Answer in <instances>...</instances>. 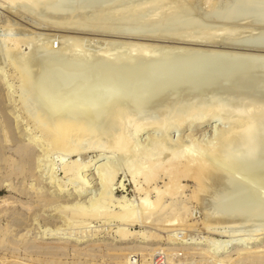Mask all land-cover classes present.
Segmentation results:
<instances>
[{"label": "rangeland", "instance_id": "obj_1", "mask_svg": "<svg viewBox=\"0 0 264 264\" xmlns=\"http://www.w3.org/2000/svg\"><path fill=\"white\" fill-rule=\"evenodd\" d=\"M12 1H13V3H12ZM21 1H24V2H21ZM39 1H40V3H39ZM125 1H126V4L124 3ZM125 1H118V2L114 3L113 6H115V10H116V8L122 10V8L123 9H127V8L133 9V8L137 7L138 9L143 8L147 11V9L150 10L153 7L155 8L156 5L158 4V3H156L157 1H155V0L154 1L149 0L150 3H148V0H129V2H131V3H129L127 0H125ZM253 1L254 0H208V1L207 0H190V1L189 0H173V1L164 0L161 2L164 3L163 4L164 6L162 9L165 10V15H164V11L162 9L161 10L158 9L157 12H156V8H155V10L151 9L150 11H147L149 13L148 17H150V15L151 16L154 15L153 17H155V18L157 17V19H158V17H159V19L162 18L163 24L161 23L162 21H160L161 25L160 24H158L157 26L155 25L156 27L153 25H149V26L150 27L152 26L151 30L156 28L154 30H157L158 32L162 33V32H164V30L169 31V29H170V31H171V29L173 30V29L177 28L180 25V22L183 21L184 18H185L184 20L192 18V19H197V20H201L204 22L206 21L207 23L206 22L205 23L207 26L204 29H206L207 32L208 31L209 32H220L222 30V27L226 26L224 24L228 25V21H236L242 25L250 22L249 23L250 25L249 24L248 25L246 24V25L251 26V24H252V26L254 28L252 26L247 27L246 25L244 27V25H243V28L240 27L242 29L241 30L242 32H240L241 34H240L239 38L243 41L245 38V40L248 41L247 38H249V36H250V37H252V38H249L250 42L256 43V40L258 39L257 43H260V42L263 43L262 41L264 40V25H261L260 22H258L257 20H252L254 18L253 17L254 15H252V13H248L251 15L250 16L247 14V11H246V9L248 10V8L251 6L250 3H252ZM260 1L264 2V0H260ZM35 2H37L38 4L36 5ZM43 2H45V4H42ZM51 2H53V1L52 0H45V1L44 0H38V1L34 0V3H33V0H19V2L17 0H11V1L10 0H0V259H1L0 264H12V262L14 260H16V259H13L14 257L12 259H11V257H9V259H7L6 261L2 260L3 256L8 257V256H11L12 254H17L20 257V259L17 258V261H21V262H26L30 259L31 260L42 259L44 261H50V262L51 261H58L59 263L62 262V264H140L138 262V260L140 261L142 255L146 254V253H148L150 258L152 259L150 264H215L214 259H212V260L210 259L209 261H207L206 259H204L203 254L198 253V250H197V252L195 251V249L192 250L193 247L200 246L199 244H189V243H178L177 244V243L168 242L169 239L181 240V239H185V238L187 239V237H190V236L193 237L194 240L195 239L196 240H206V237L209 236V238L211 240L209 242V246H210V244L212 245L214 243L215 244L218 243L220 245L223 243L225 244V242H226V244H227V241L229 240L228 237L230 236L231 243H229V244L231 245L235 242H237V243L234 244V247L230 248L229 250H227L226 252L221 254V256L228 255V254L231 256H234V257L236 255H241V256L245 255L246 256V255H248V253H251V252H253V253H260L261 252L262 254H264V205H260V204L257 205L256 200L254 198L245 204L247 206V209L241 212L242 215L235 217L233 222H230L231 223L230 225H229V223H226V222L223 223V221L221 222L222 223L221 224V223H219L220 220L218 222V220H216V218H215L216 221L214 220L215 225H214V223L212 225V222H214V221H212L211 223L208 222V220L210 218L208 219L205 216V214L207 212L206 213H203V212H205L206 209L209 210L208 212H211V213L215 212L214 208L212 207L211 204H212V201H214V199L216 198V195H214L213 193H210V192L209 193L206 192L205 195H207V197L209 196L210 199L207 198V201H205V204L202 201L199 204L198 200L193 201L194 199H190V195L194 189V181L184 180L182 182V184H184L183 187L180 189V192L175 196L176 206H180V207L185 206V207H188L191 211L189 213H185V214L181 215L180 218H181V220H183L184 225L178 226V228H179L178 230H175L172 228L174 232L171 229H168V228L162 226V224L164 222H166L167 219L170 220V219H174L177 217L173 213H167V214H158L157 213V214H154L150 218V220L152 221L151 223H144L143 214L141 212L142 209L140 206L141 197L139 195L135 194L134 189H135L136 183H138L140 186L144 187V184L142 182L143 180H142L141 174H140V169L142 167L147 168V163L146 164L140 163L139 166H136V165L132 164V158H127L126 154L124 157V154H120V152L112 153V151H113L112 143H113V139H114L113 137H115V136H113V134L116 135V132L118 133V131L116 129L117 128L119 129V126L122 127L121 125L124 126L126 124L125 127L127 128V131L130 134L134 131V125L133 124L136 123L135 122L136 119L140 118L139 121L140 120L141 121H143V120L149 121V119H151V121H156V119H158V118L160 119V117H161L159 114L160 112L159 111H158L159 113L156 112V110H154L153 107L157 106V105H158L157 107H159L163 103H165V101L167 99L170 100V98H171V100H172L173 98L180 96L181 93H182L181 96H183V94H184V96L187 95L186 90L190 91L191 89H194V91L196 90L198 92L199 89L196 87H199L201 89V91H202V89H205V90L208 89L211 93H213L215 91L217 92V89L213 90L214 86L212 85L213 84L212 81H216L217 79L220 80L219 77H221V76L212 77V79H211V76L209 77V80H211L210 86H212L213 88H211L209 85H207L205 83V76L208 77L206 75V73L200 74L197 72H194V73L190 74L189 76H188V74H185V75L183 74L184 76L182 74L180 76H176L180 80H182L183 79L182 77H184V84L185 85L183 84V81L177 80L176 77L172 78V80L175 79L174 80L175 82H172V80L166 81V83L163 82L165 84H163V83L157 84V82L156 83L153 82L154 87L153 86L152 87L155 89L156 92L154 91L153 88H151V86H150L151 83H150V85H148L149 83L142 84L143 86L140 85L141 86L140 88L143 87V89H144L145 86H147L146 89L140 91L139 90L140 88H137V90H139V91L133 92L134 94L133 93L128 94V96L131 98L133 96V98H132L133 101H137V102H140V104H142L141 102L145 98L146 99L148 98L147 100L143 101L147 104H143V105L149 106V103L151 104L152 102H155L154 100L157 101L159 97L161 98V96L167 95V98L162 97L165 101L164 100L162 101V98L161 99L159 98L160 100H158V101H162L161 102L162 104L161 103L158 104L159 102L151 104L153 111H152V109H150L151 107H149V110L147 109V107H146V109L144 108L145 111H147L146 113L143 109L144 106L141 105V107H142L141 113L139 116H135L136 118L134 117L135 118L134 121H133V117H130L129 120L127 119L129 121V123L126 119H125L126 120L125 123L123 122L124 119H123V121H120L117 124L115 122V125L117 127L114 130H112V129L107 130V129H105V125H104L102 127V130L105 129V131L101 130V132L96 136H95V134H97V130L99 132L101 129L100 126L102 125L101 124L102 120L105 119V121L106 120L110 121L112 119H106V118L103 119L102 118V120H99L98 124H97L98 121L96 123L92 122V124H91L92 126L90 125L91 128H88V127H90L88 125L91 122L87 123V128H88V131L90 130V133H92L94 131L93 129H95V128H97V129H95V133L93 132L94 134L93 133H92V135L90 134L91 137L89 135V132H87L88 133L87 135L89 136V137L87 136L88 139L85 138L86 134L83 135L84 137L80 138V141H83V142H81L82 143L81 149H83L82 151L79 149L80 148L79 147L80 146L79 138H76V137H75L76 139L73 137L72 141H73V143L75 141V145H74L75 149L77 148V146L79 148H77L74 153H71V155L66 153V152L63 153V151H60V150L58 151V149H53L48 145L46 137L44 136L45 134L42 131L43 130V126H42L43 120H41V118L38 117V113H36V112H38V107H39V104L41 103V100L39 101L38 99L37 100L35 99L36 98L35 96H38L37 93L35 92V88L33 89V93L31 91V89L25 90L26 88H28L27 86H26V88L24 87V89H23V86H24L23 83L24 82L19 77L20 74H19L18 70H19V67L21 68L23 66L22 68H24V63L28 62V65L27 64L26 65L28 66V70L30 72V69H29L30 64L29 63H31L30 60H32V63L34 61V63L35 64L37 63V65H35V68L34 67L31 68V72H32V70L37 69V73L35 75H37V77H38V73H39L38 70H40L39 65L40 66L42 65V63L40 64L39 62L43 61V64H44V62L46 64V63H48L49 58L52 59L53 57H55L56 53H59V55H60L61 51L63 52L62 54H65V52H68L69 50L67 49L66 44L67 45L69 44L68 46H71L77 38H82L83 34H80V32H81L80 30L84 29V27H83V29L81 26L79 27L78 22L76 21V20H78L77 18L82 19L81 13H80L79 17H78L79 13H75L76 15L74 14V16H72V18L62 16L61 14H58V12L52 11L49 8V5H47L48 7L46 6V8H45V6H43L46 4H51ZM119 2L120 3L122 2L121 5L119 4ZM136 2H138V3H136ZM145 2H147V3L145 4ZM55 3L57 4V0H54V3H52V4L55 5ZM139 3H141V4H139ZM178 3L179 4H183V3L185 4L186 3V6L190 7L189 10H188V8H185L188 10L187 13L179 15V17H178V15H175L176 10H174V9H178L176 7ZM143 4H145V5H143ZM207 4H208V6H207ZM132 5H133V7H132ZM118 6H119V8H118ZM236 6H239V7H241L242 10H244L243 15H241L244 17L237 18L235 20H230L228 13L231 10H233V8ZM168 7H170V8H168ZM171 7H173V8H171ZM48 8L50 9V12H48L49 11V10H47ZM113 9L114 8H111V11H112L111 13L109 12L110 10H107V12L106 11L102 12L103 18H98L99 14H101V12H100L101 10L100 11L97 9L92 10L91 13L90 12L88 13L87 19H85L83 21L81 20V22H84V23H81V24H84L82 26H85V28H86V29H84L83 32H87L86 36L84 34L83 39H85L86 42L88 40L89 41L87 43H82L83 44L82 46H84L83 47L84 51L88 48L87 51H85L86 54H84V51L81 52L80 51L81 49L78 50V52L83 53L84 55H87V57H88L89 54L91 53V51L96 50L94 52V54L91 53V56H93V55H95V53L96 54L98 53V49H100V48L102 50L106 48L107 50L111 51L112 48H115L116 45H119L118 42H120V41L123 42L126 39H128L127 37L124 36V34L122 36V33L119 32V31H121L120 29H122L119 27L120 26L124 27L125 25L123 26V25L118 24V21L116 20L117 15L115 13V10H114L115 14H113ZM168 9H169V11H168ZM172 9L175 11L174 17L172 16V14L174 13ZM191 9H192V12H191ZM210 9H213V10L210 11ZM160 12L162 13V15ZM169 12L171 13L170 16H168ZM193 12H195L196 14L195 13L193 14ZM198 14L200 17L198 16ZM89 15H92L93 17L92 16L89 17ZM183 15H184V17H183ZM59 16H60V18H59ZM95 16H97L96 17V23H95ZM112 16L115 18H113ZM166 16H167V18H166ZM187 16H188V18H186ZM189 16H190V18H189ZM74 17L76 19H74ZM109 17L111 19L113 18L112 21H111V19H109ZM168 17H170L171 21L167 20ZM176 17H177V19H176ZM65 18H66V21L68 20V18H69V20H71L70 24L72 26H70V24H68V23H65ZM88 18H89V22L91 20L90 23L88 22ZM58 19H59V21H58ZM98 19H100V21L101 20L102 21L100 22ZM214 19H216V21ZM53 20H55V22ZM72 21H75L76 23L73 24L74 22H72ZM106 21L108 22V24ZM114 21H116V23ZM220 21H221L222 25H221V23H219ZM57 22H59L60 24H57ZM62 22H63V24L61 25ZM113 22H114V24L112 25ZM145 22H147V21H145ZM169 22L170 23L174 22L173 24H175V25L171 24L172 27H170L171 25H169L170 24ZM210 22H211V25H210ZM254 22H256V23H254ZM257 22H258V24H257ZM76 24H77V26H76ZM115 24H116V26H115ZM208 25H209V27H208ZM132 26L128 25V26H125L124 28L131 27V28H129L131 30V29H133ZM141 26H143V27H141ZM141 26H140L141 28H138V30H144V29L147 30L148 29L145 27L146 26L145 24H142ZM149 26H147V27H149ZM256 26L258 27V29L256 28ZM259 26H260V28H259ZM77 27H79V28H77ZM107 27L108 28L111 27V28L108 29ZM65 28H67L68 30H66ZM71 28L72 29L77 28V30L75 29L76 32L74 30H72ZM106 28L108 30H110V32H111V30H113L115 32L113 33V31H112V35H111L109 31L107 32ZM197 30L200 31L202 29H200V30L197 29ZM78 31H80V32H78ZM118 32H119V34H117ZM245 32L247 33L248 36L246 35ZM90 33H92L94 35H92ZM106 33L109 35H107ZM249 33H251V35ZM63 34H64V36H63ZM51 35H52V37H51ZM87 35H90L91 37L90 36L88 37ZM70 36H71V38H70ZM246 36H247V38H246ZM67 37H69V38L67 39ZM73 38H75V39H73ZM214 38L216 39L217 43H218L219 39H221V38H219V36L217 37V38H219L218 40H217L216 36H214ZM70 39L72 42L70 41ZM72 39L74 40V42ZM83 39L81 40V42H85V41H83ZM162 39H165V38H162ZM211 39L213 40V38H211ZM108 40H110V41H108ZM18 41H20V42L18 43ZM62 41H64V42H62ZM67 41H68V43H66ZM176 41L177 40L174 41V39L173 40L171 39L169 41L166 40V42H162V43H164L163 45L167 44L166 48H168V49L165 48L166 50L165 49H163V50L165 52H170L169 50H172L173 48H175L177 46L175 48V50L178 47H180L181 51L183 52L182 46H185V47H183V49L188 47V44L182 45L183 44L182 42L180 43L178 41L180 43L179 44L178 42L176 43ZM216 41H214V42L216 43ZM220 41H219L218 45L217 44H215V45H217V46L221 45ZM69 42L71 43V45ZM107 42H108V45H107ZM113 42L115 43V46L111 48V46H113V44H114ZM174 42H175V45H174ZM214 42H211V40H210L208 43L207 42L206 43L208 45H214ZM109 43L111 44V46L109 45ZM86 44H87V47L85 46ZM58 45L61 49L64 48V50L65 49L66 50L65 51L61 50L59 52L58 50L60 48L58 47ZM62 45H64V46H62ZM97 45H99L100 48ZM45 46H48V47H45ZM92 46H94V47H92ZM106 46H108L110 49H108V47H106ZM77 47H79V46H77ZM120 47L117 46L115 48V50L117 49L116 50L117 53L118 52L120 53V54L118 53V55H122L121 53L124 54V52L126 51V48L124 47L125 51L122 52L121 49H118ZM169 47H171V49H169ZM189 47H191V45ZM198 47H201V46H198ZM79 48H77V49H79ZM124 48H123V50H124ZM92 49H95V50H92ZM106 49L103 50L104 52L101 51L102 52L101 55H100V51H99V55L100 56H102V54L107 55L108 52ZM38 50H40V51H38ZM156 50H157V48H156ZM158 50H160V49L158 48ZM175 50H174V52L176 53L178 50L177 51H175ZM110 51H109V53H113V54L116 53V51H114V50H112L111 52ZM153 52H156V51L153 50L151 52V54H154L156 56L158 55L157 53H159V52H156V53H153ZM161 52H163V51L160 50V53ZM172 52H173V50H172ZM51 53L52 54L54 53V54L51 55ZM117 53L115 54V56L112 54V56L116 57ZM125 53L128 54V51H126ZM177 53H179V51ZM253 53L261 54L263 52L262 51L261 52L255 51ZM32 54H34V55H32ZM30 55H31V57H30ZM41 55H43V56L49 55V56L47 57L48 59L46 58L47 60H45L44 58H42L44 60H40V58H39V61H38V58H37L38 62H36V60L32 59V58L38 57V56L41 57ZM59 57H61V56H57V58H59ZM22 62H23V65L21 66ZM262 62L263 61H260V65ZM32 63H31V66H32ZM139 63L141 64L140 61H139ZM139 63H138V65H139ZM262 65H264V63H262ZM27 66H25V68ZM35 71H33V73H35ZM263 71L260 72L262 77L260 76L259 73H257L258 76L255 74V76L257 78L253 74H251V76L247 80L249 82V85H250V83H252V81L254 82L253 86L254 87L256 86L255 90H256V93L258 94V96L256 93L254 94L252 92V89H253L252 87H251V91L249 90L250 88L247 89L245 87V89H246L245 90L243 87V89H244L243 92H245L247 90L250 91L246 94L241 93V92L235 93V91L233 92V90H234V88L232 89L233 85L228 87L229 82H227V83H225V82L230 81L231 84H236V83H238V81L232 82L235 78L230 77L229 78L230 80H229L228 79L229 76H227L225 78H227L228 80L227 79L225 80L224 77H221V79L223 78L222 79L223 81L225 80V82H222V83L228 84L227 86L221 87L224 84L220 83V88H219L218 87L219 84H214V85L216 86V88L218 87V89H220V90H222V88H223V90H224V88H226V89H228V91L230 93L232 92V94H230L228 92L230 94V96H229V98H226L225 96L228 93H226V95H224L223 93H221L222 92L221 91L220 93L223 95V96H221L220 93L218 94V92L217 93L215 92L214 93L215 95L212 96L211 93L209 92L210 94L209 93L208 94L210 95L209 97H210L211 101L214 102L216 100L215 102H217V103H215V102L214 103L212 102V103L214 105L217 104V108H220V106H223L224 109L227 107L231 109L234 107L230 103L228 104L227 100L229 101V99H230V97H232V95L236 94L235 95L236 97L233 96L234 98L238 99V97H239V98H242L243 100H245L244 98L247 99L246 95H248L250 93V95L253 96L252 97L253 99L255 98V99L259 100L258 98L261 95L259 93H261V91H262L263 93H262L261 98L264 97L263 96L264 90H260V89L257 90V88L259 87V82L257 83L258 86L255 83L256 81L260 80L258 78L259 76L261 78V81L263 80V77H264ZM33 73H32V75H33ZM35 75H33L32 77L36 78ZM192 75L194 77H191ZM195 75H197L199 77V79ZM32 77L30 74L31 79H32ZM253 77H255L256 79ZM64 78H68V77L64 75ZM199 80H201L203 82L200 83ZM206 80L208 81V78ZM31 81H33V79ZM31 81H30V83L32 84ZM36 81L38 82V78ZM179 81L182 83H177ZM192 81L196 82V84H193L194 82L192 83ZM247 81L245 82V85L248 83ZM186 82H187V85H188V83L189 84L192 83L193 86H196V87H193V86L191 87L190 85L186 86ZM262 82L264 83V81H262ZM79 83L76 82L75 84H79ZM88 83L89 82H87L86 84H88ZM99 83H100V80L97 79L92 84H95V85L100 87ZM175 83H177V84H175ZM203 83H205L204 86H206L207 88L203 87V85L202 86L200 85L201 87L197 86L198 84H203ZM242 83L243 82H239V85L244 84V83L243 84ZM263 83H260L262 87H263ZM34 84H35V81L31 86H34ZM70 84L71 83H69V85L67 84L68 88H67V85L65 87L64 86H62V87L64 88V90H68L69 88L72 90V88H74L75 84L74 83H73V85L72 84L70 85ZM155 85H156V87H157V85H159L160 88L162 87L161 92H159L160 88H158L159 90L156 89ZM31 86L29 88H31ZM97 86H95V87L93 86L98 91V92H96V93H98L96 95H102V93H104L103 96H101L102 99L100 96H96V99H98V97H99V99L97 100V103H98V105H99V102L101 103L100 108H103V107L105 108L104 104L106 105V101H108V97L109 98L111 97V98L109 99L110 102L109 101L107 102V105H108V103L109 104L110 103H113V104L117 103L116 101L119 100L118 90L117 91L115 89L113 90V89H111L110 86L107 87V85L101 84L102 89L105 86L106 88L104 87V89L108 91L109 96H106V94H107L106 91L104 89L102 91L101 87H100V89L96 88ZM183 86H184V88H183ZM236 86H237V84L235 85V87ZM187 87L189 90L187 89ZM247 87H249V86H247ZM148 88L152 91H150ZM163 88H164V90H163ZM176 88H177V90H176ZM185 88H186V90H185ZM95 89H92V93L90 92L88 94V92H87L86 103H84L85 98H86L85 94H84V95H82L83 99H81L82 97H80V98L77 97L75 102L77 100L79 102L78 103L76 102V105H72V106H68V107L69 108L73 107V109L76 108V110H77V109H80V107L83 108L87 104L92 105L91 100H93V97L95 96V94H94V92L96 91ZM229 89H232V90H229ZM263 89H264V87H263ZM109 90H110V92H109ZM146 90H148L149 92L147 91L146 95H145ZM184 90H185V93H183ZM205 90H203L204 93L206 92ZM238 90H240V89L237 88V91ZM89 91H91V89ZM100 91H102V93ZM114 91H116L118 93H116ZM177 91L179 92L178 93L179 95H177L175 93ZM111 92H112V94H111ZM167 92L169 93V96H168ZM142 93H144V94H142ZM148 93H149V95H148ZM170 93H172V94L170 95ZM204 93H203V95H204ZM131 94H132V96H131ZM135 94L136 95L138 94V96L141 95L142 97H144V96L145 97L142 100L141 96L136 97ZM160 94H161V96H160ZM173 94H174V97H173ZM88 95H91V96H88ZM115 95H117L118 99L116 98ZM205 95H207V93ZM240 95H242V97H240ZM255 95L258 98H256ZM105 96H106L107 100H106V98H104ZM119 96H121V95L119 94ZM58 97H60V96L58 95L57 98ZM149 97H151L152 99ZM222 97L226 98V99L224 100ZM227 97H228V95H227ZM89 98H90V101L88 100ZM134 98L135 99L137 98V99L134 100ZM203 98H205V97L203 96ZM220 98H222V100ZM26 99L27 100L29 99L30 101L29 100L27 101ZM80 99H81V101H80ZM94 99H95V97H94ZM103 99L105 102L103 101ZM205 99H208V98H205ZM217 99H219V101ZM148 100H150L151 102L150 101L148 102ZM174 100H176V99H173L172 101H174ZM248 100H250V98L247 99V102H248ZM34 101H35V103H34ZM87 101H89V102H87ZM172 101H171V103H172ZM222 101H223V103H222ZM224 101L226 104L224 103ZM36 102H37V105H36ZM71 102H72V104H74V101H71ZM90 102H91V104H90ZM197 102H199V101L197 100ZM263 102H264V100H263ZM82 103H84V104H82ZM94 103H95V105L97 104L96 100ZM244 103H246V102H244ZM77 104H79L80 107H77ZM224 104L226 107L224 106ZM259 104H261V102ZM263 104L264 103H262L260 105V107L263 106ZM31 105H33V106L31 107ZM34 106H35V110L33 108ZM101 106H103V107H101ZM212 107H214V106H212ZM212 107H209V110H210L209 112H212V110H214V108L212 109ZM36 108H37V110H36ZM241 108H245V106H242ZM261 108H264V106ZM155 109H157V108H155ZM70 110H72V109H70ZM228 110H226V111H228ZM256 111H258V109H256ZM153 112H154V114L152 115ZM148 113L151 115H149ZM147 114L149 115V117ZM258 114H260V112ZM141 115L143 118H141ZM221 115H224V114H221ZM221 115H219L218 117H216L217 115H212V117L210 119L202 122L200 127L187 128L183 131L174 130V131H171L167 134H169L170 138H173L177 142L181 141L184 143V145L186 144L185 147L190 149L192 152L200 153V155L202 157L205 156V158L207 156L208 159L210 157L209 160H211V161L215 160L214 161L215 163H217L216 162V160H217L218 164L220 163L219 166L221 168L222 167L225 168L224 170L227 171L228 173L233 172L231 174H234L236 176V178L239 177V180L248 184V186H250V188L253 190L254 193H256L254 190H257L258 192L261 191L262 192L261 194H263L264 193V187L261 184H259V182L264 180V165L263 166L261 165L262 163H264V150L262 152H260L259 154H257L258 155L256 157L257 163L249 162L247 160V161H241L240 163L237 162V163L233 164V162H231V159L227 156L226 151L234 153L235 150H237L238 148L240 149L242 147V145H239V143H241V141H239V140L235 139V137H233V135H237L236 133H238V130H240L242 127H240L239 125L237 126V124H240L239 123L240 121H239V118H237L236 116H234V117L228 116V117L232 118V120L230 118H229L230 120H227L228 117L226 118L225 117L226 115H224V117L226 119V120H224L223 119L224 117ZM150 116L153 118H151ZM203 117H204V115H203ZM161 119H162V117H161ZM224 121H226V122H224ZM121 122H122V124H121ZM256 125H257V123L255 124V126ZM114 126H111V127L113 128ZM233 126H235V127H233ZM129 127H130V129H129ZM109 128H110V126H109ZM150 128H149L150 130L143 129L142 131H140L138 133L139 136L138 135L136 136L137 144H139V146L137 147L139 149V153L143 152L144 149L149 148L151 146V144H153L155 142V140L157 139V137H156V139L154 138L155 136H162L163 135L159 129L155 128L153 130L154 126H150ZM222 129H224V130L227 129V130L231 131L230 132L231 134L229 133L230 134L229 137L220 138V131H222ZM106 131H109L107 134L108 136L106 135V133H104ZM232 131L234 132V134L232 133ZM111 132L112 133L114 132V133L112 134ZM254 134L258 136V134H256V133H254ZM254 134L252 135V141H253V138L256 137V136L253 137ZM103 136H104V138H103ZM149 136H150V139H149ZM152 136H153V139L151 138ZM193 137H194V139H193ZM137 138H138V140H137ZM258 138H257V142H256V140H254V144L256 146H262L263 143H262L261 137L259 136ZM262 139L264 142V137ZM45 140H46V142H45ZM77 140H78V144H77ZM93 143H95V144L93 145ZM101 143H102V145H101ZM21 146L22 147H28V148L32 149V158H31L30 162L29 161H22V159L20 158V154H19L18 150ZM84 147H85V149H84ZM108 147L110 150L108 149ZM209 147H214V150L213 149L210 150ZM235 147L237 149H235L233 151V148H235ZM94 148H96L97 151ZM99 148L102 149L103 152L101 150H99ZM216 149H218V150H216ZM17 151H18V153H16ZM169 151H170L169 149L164 150V152L168 153V154L165 156V153L163 152V154H161L162 160L167 159V157L170 155ZM245 151L248 152V150H246V149H245ZM77 152H78V154H77ZM132 152H133V150H132ZM127 154L129 155L130 153L128 152ZM163 157H165V158H163ZM140 158H142V160H143L144 156H141ZM77 159H78V162H80L81 164H85V163L87 164L86 169L79 170V171L74 170V172L73 171L66 172V174H65L63 166H65V164L66 165L71 164L74 161H77ZM110 166L113 170H111ZM103 170H104V172L107 170L106 173H108L109 171H114L117 174V177L114 180V182H111V183L108 182L107 183L106 181L105 182L103 181V175L101 176V174H99ZM252 173H256V175L258 176L257 181H254L251 177L249 178L250 174H252ZM78 177H79L80 181H78ZM134 177H136L135 178L136 183H134ZM52 178H54V179H52ZM100 178H102V179H100ZM83 180H84V183H82V184H84V185L81 184V182H83ZM101 180H102V182H100ZM50 182H53V183H50ZM166 182H167L166 178L163 177V179L160 178L157 181V183L154 185L155 186L157 185V187L159 186V188L164 189ZM231 183H232V187H233L234 183L231 182L230 180L227 181V184H226L227 186H226V190H225L224 194L231 193V191H228V188L230 187ZM207 184L210 185L211 181L208 182ZM123 185H124V189H122ZM79 186L80 187L85 186L87 188V191L83 194H80V196L78 197V196H76V193H74L75 192L74 189L78 188ZM235 187H236V185H235ZM229 189H232V188L230 187ZM233 189L236 190V188H234V187H233ZM237 189H239V188H237ZM105 193H109L108 197H110V194H112V197H110L111 199H109L107 197L105 199L104 197L107 195L106 194L105 196H103ZM44 195H46L47 197ZM100 195L103 197L102 199H101ZM123 195L125 196V198L128 202L127 206H125V207L126 208L135 207V209L138 210V219L141 223L138 221H136L134 223H132V222L130 223V221H124V222H126L124 224L123 220H120L119 217L113 218V217L108 216L114 212H120L122 210L124 205L119 200L122 197H124ZM151 196H152L151 198L154 199L155 193H152ZM212 198H213V200L211 201ZM40 199H42V200H40ZM37 200L38 201L40 200L41 202L38 203ZM96 201H97V203H96ZM170 201L171 200H168L167 202H165V204H169ZM76 204H78L80 207H82L83 209H86V210H87V208L89 210L91 207H92L90 209L91 211H93V209L94 210L98 209L100 212H102L104 214L98 215L96 217L95 216L90 217V215L80 216V215H85V214L74 215L75 212L73 211L74 212L73 213L71 208L73 207V209H74L76 207ZM198 204H199V206H198ZM66 208L68 211L66 210ZM69 208L71 209V211L69 210ZM57 211H59V212H57ZM213 215H215V213ZM136 218H137V216H136ZM203 220H204V222H203ZM216 222H218V223H216ZM207 223L209 224L208 228L205 227V224H207ZM147 224H148V226H145ZM226 224H227V227L229 225L232 229L230 227L226 228ZM210 225H212V227ZM61 228H63V229H61ZM124 228H126L125 229L126 231L133 232V234H132V237H134L133 239L119 240L120 236H119L118 232L120 229H124ZM227 230H229V232ZM232 230H234V231H232ZM143 231L147 232L148 234H150L151 232H154V234H156V236L153 237L154 240L149 241V242H143L141 237H140L141 235L138 233V232H143ZM45 232H48L49 234L45 233ZM50 232H51V234H55V233L56 234L51 235ZM223 232H226V234L225 233L223 234ZM172 233L175 234L174 237H170V234H172ZM44 235L45 236L48 235L51 237H49V238L42 237ZM190 238H188V240L193 239V238H191V239ZM239 241L241 242V244L238 243ZM41 244L46 245V246H60L61 245V247H63V248L53 249V250H44V251L43 250L42 251L37 250L36 249L37 246H39ZM214 246L215 245H212L211 248ZM179 247L182 249H180ZM205 247H208V245ZM159 248H166L168 251L165 249L162 251V249H159ZM168 248H170V249H168ZM172 248H173L172 251H174V248L175 249L177 248L179 251L176 252V250H177L176 249L174 252H171ZM185 248H187V249H185ZM13 250H14V252H12ZM58 250H60V251H58ZM165 251L168 252L169 254L166 253ZM192 251H194V252H192ZM137 252L138 253L140 252V253L138 254ZM170 252L172 254L174 253L173 255L175 257H171L173 255H170ZM188 252L190 254L192 252V254H193V255L192 254L188 255L189 257L191 256L190 262L188 261L189 260V257L187 256ZM163 253L168 254V255H166L168 257H165V255ZM175 253H176V255H175ZM177 254H179L180 257ZM167 258H170L171 260L170 259L167 260ZM186 258H188V259H186ZM176 260H178V262ZM185 260H187L188 262H186ZM171 261H173V262H171ZM238 262L239 261L232 262V263L233 264H251L252 263L249 259H246L243 262H242V260H240V262L239 263ZM232 263H230V264H232Z\"/></svg>", "mask_w": 264, "mask_h": 264}, {"label": "bare ground", "instance_id": "obj_2", "mask_svg": "<svg viewBox=\"0 0 264 264\" xmlns=\"http://www.w3.org/2000/svg\"><path fill=\"white\" fill-rule=\"evenodd\" d=\"M17 1L19 2V0H17ZM52 1L53 2H51V4H46V5H43V6H45V8H46V6L49 5V8L52 11L58 12V14H61L62 16L69 17V18L70 17L72 18V16H74L75 13H79L78 14V17H79V15L81 13L82 14V19L81 18H77L76 16L75 17L78 19L76 21L78 22L79 27L81 26L82 29H83V27H84V29H86V28H85V26H82L84 24H81V23H84V22H81V20L83 21V20L87 19L88 13L89 12L91 13L92 10H96V9L99 10V11L101 10L100 11L101 14H99L98 18H103L102 12H104V11L107 12V10H110L109 12L111 13L112 12L111 11V8H114L113 9V14L116 13V15H117L116 16L117 17L116 20L118 21V24L119 25H123V26L124 25L125 26H128V25H131L132 26L133 25L132 26L133 29H131V30L129 29L131 27L124 28L125 26L124 27H122V26L119 27V28H122V29H120L121 31H119L117 29L120 33H122V36L124 34V36L128 38V39H126L127 41L126 40L123 41V42L120 41V42H118L119 45H116V46H115V43L114 42H113L114 43L113 46H111V44H110L111 42L109 43V45L111 46V48L114 47V46H115V48L117 46H119V47L121 46L118 49H121L122 52H124L125 51V48H126V51H128V54H126L125 53L126 51H125L124 52L125 55L123 53H121L122 55H118L119 52L117 53V51H116L117 49L115 50V48H112V50L116 51V53H117L116 57H114L116 53H114V54L113 53H109L110 50H107L105 48L107 50L108 54L107 55H103L102 54V56H100L101 53L104 52L103 50H105V49L102 50L100 48V46L97 45L100 48V49H98V53L97 54L95 53V55L91 56V53L94 54V52L96 51L95 49H92V50H95V51H91V53L87 57V55H84V54H86L85 51H87L88 48L84 51L83 50L84 49L83 48L84 46H82L83 45L82 43H87L89 40L86 42V40L83 39L84 38V34L86 36V33H87V32H83L84 31V29H83V30H80L81 32L78 31V32H80V34H83V37L82 38H77L75 40V42L73 40L75 38H73L72 40H73L74 43L71 45V43L69 42L71 46H68L69 44L68 45L66 44V47L69 50L68 52H65V54H62L63 52L61 50L65 51L66 49L64 50L63 47H62L63 49H61L59 47V45H58V47L60 48L58 51L59 52L61 51V54L60 55H59V53H56L55 54V57H53L52 59L49 58L48 63H46V64H45V62L43 64V61L42 62L41 61L39 62L40 64L42 63V65L41 66L39 65L40 68L38 67L40 69V70H38L39 71L38 77H37V75H35L37 73V69H34L31 72V68L32 67L35 68V65H37V63L35 64L34 61L32 63V60H30L31 63H32V66H31V63H29L30 64L29 65L30 72H29L28 66H27L28 65V62L27 63L26 62L24 63V68H22L23 67L22 66L23 65V62H22V64H21L22 67L21 68L19 67V70L18 71H19V74H20L19 77L24 82L23 83V85H24L23 86V89H24V87L26 88V86H27L28 88H26L25 90L31 89V91L33 93V89L35 88V92L38 95V96H35L34 95L36 97L35 99L36 100L38 99L39 101L41 100V103L39 104V107H38V112H36V113H38V117H40L41 120H43L42 121L43 122L42 123V126H43V130L42 131L45 134V135L44 134L43 135L46 137V140H47L48 145L51 148H53V149H58V151L60 150V151H63V153L66 152V153H68L70 155H71V153H74L76 151V149L79 148V147H80L79 149L82 151L83 149H81V146H82V143L81 142H83V141H80V138L81 137H84L83 135L86 134L85 138L88 139L87 138V136H88L87 135L88 134L87 132H89V135L90 134L92 135L93 132L95 133V129H97V128L93 129L94 131L92 133H90V130L88 131V128H91L92 122L93 123H96L98 121L97 122V124H98L99 123V120H102V118L103 119L104 118H106V119H112V120H110V121L109 120H106L105 121V119L102 120V123L100 122L102 124L100 126L101 129H100L99 132L97 130V134H95V136L98 135L101 132L102 127L104 125H105V129H107V130L108 129L109 130L110 129L114 130L117 127L115 125V122L117 124L118 122L123 121V119H124L123 122L125 123V121L127 119L129 120L130 117H133V121H134V119L136 118L135 116H139L140 113H141V109H142L141 105L147 104V103H145L143 101L147 100L148 98L147 99L145 98L143 100V98L145 96L142 97L140 95L141 98H142V100H143L141 102L142 104H140V102H137V101H133L132 100V98H133L132 94H131L132 98L129 97L128 94L129 93H133L135 91H139V90L142 91V90L146 89L147 86H145L144 89H143V87L140 88L141 87L140 85H142V84L149 83L148 85H150V83H151L150 86H151V88H153L154 87L153 86V82H155V83L157 82V84L158 83H163V82L166 83V81L172 80L173 77L180 76L181 74L182 75L183 74L184 75L185 74H188V76H189L190 74H192L194 72H197V73H200V74H205L206 73V75L208 77L205 76V83L207 85H209V86L211 84L210 83L211 80H209V77L210 76H211V79H212V77H216V76L219 77V76H221V77H224L225 80L227 79L225 77L229 76L228 79L230 77L235 78L232 82L238 81V83H236L237 86L235 87L236 84H231L230 81H226L225 82V80L223 81L222 80L223 78L221 79V77H219L220 80H218V79L216 80L215 79L216 81H212L213 82L212 85L214 86V88L212 86H210V87L213 88V90L214 89H217L218 94L221 91H222L221 93H223L224 95H226V93L229 92L228 89H226V88H224V90L226 89L225 90L226 92L223 90V88H222V90L218 89V87L220 88V83L221 84H224L221 87L227 86L228 84H229L228 87L233 85L232 89L234 88L233 92L235 91V93L236 92H238V93L241 92V93L246 94V93H248V92L251 91V87L253 88L252 89V92L254 94L256 93V90H255L256 89V86L255 87L253 86L254 85L253 84L254 82L252 81L253 79L251 80L252 83H250L251 86L249 85V82L247 80L249 79V77L251 76V74H253L254 76L256 74L258 76L257 73L260 74V72H262L264 70V65H262V63H264V54H263L264 53V40L262 41L263 43H261V42L260 43H257V40L258 39L256 40V43H252V42L249 41V38H252V37L249 36V38H247L248 35H247L246 32H245L246 35H247L246 38L248 39V41H246L245 38H244V41L239 38L240 37V34H241L240 32H242L241 31L242 29L240 27L243 28V25L245 27L246 24L248 25L250 23L249 21H248L249 23H245L244 22L245 24H243V25L242 24H239L236 21H228V25L227 24H224L226 26L225 27H222V30L221 31L219 30L220 32H209V31L207 32V30L204 29L207 26L206 25V23H207L206 21H205L206 22L205 23L204 21L197 20V19H192L191 18V19L184 20L185 19L184 18L183 21L180 22V25L178 24L179 26L178 27L176 26L177 28L173 29L174 31L172 29L170 31V29L167 27L169 29V31L164 30V32L161 33V32H158L157 30H154L156 28H154V29L151 30V27L152 26L150 27L149 25H153V26H155V25L157 26L158 24L161 25V23L163 24V19L162 18L159 19V17L157 19V17L156 18L153 17L154 15L153 16L150 15V17H148V14L149 13L147 11H150L151 9H154L155 10V8H156V12L158 11V9L161 10L163 8V6H164L163 5L164 3H162L161 1H164V0H155V1H157L156 3H158L156 5V7L155 8L154 7L153 8L150 7L151 9L150 10L147 9V11L145 9H143V8L142 9H138L137 7L133 8V9L132 8L131 9H129V8L123 9L121 6L120 7L122 8V10L117 9V8L115 10V6H113V4L116 3V2H118V1H125V0H57V4L55 3V5L52 4V3H54V0H52ZM127 1L129 2V0H127ZM171 1H173V0H171ZM21 2H24V1H21ZM12 3H13V1H12ZM33 3H34V0H33ZM35 3H36V5L38 4L37 2H35ZM39 3H40V1H39ZM121 3L119 2L120 5H121ZM124 3L126 4V1ZM129 3H131V2H129ZM136 3H138V2H136ZM146 3L147 2H145V4ZM148 3H150L149 0H148ZM42 4H45V2H43ZM139 4H141V3H139ZM145 4H143V5H145ZM208 4H207V6H208ZM250 5L251 6L248 8V10L246 9L247 14L248 13H252V15H254L253 16L254 18L252 20H257L258 22H260L261 25H264V2H262L260 0H254L252 3H250ZM132 7H133V5H132ZM173 7H171V8H173ZM176 7L178 8V9H174V10H176V14H175V11L172 9L173 12H174V13L172 12L173 13L172 14L173 17H174V14L175 15H178V17H179V15H182L184 13H187V11L190 9V7L186 6V3L185 4L184 3L183 4H179L178 3ZM49 8L47 9V10H49L48 12H50V9ZM118 8H119V6H118ZM168 8H170V7H168ZM185 8H188V10L185 9ZM114 10H115V13H114ZM212 10L213 9H210V11H212ZM163 11H164V15H165V10H163ZM168 11H169V9H168ZM191 12H192V9H191ZM243 12H244V10H242L241 7L236 6V7L233 8V10H231L228 13V15L230 17V20H235L237 18L244 17V16H241V15H243ZM194 13L195 12H193V14ZM170 14L171 13L169 12V15L168 16H170ZM161 15H162V13H161ZM248 15H250V14H248ZM60 16H59V18H60ZM90 16H92V15H89V17ZM198 16H199V14H198ZM75 17H74V19H76ZM96 17L97 16H95V23H96ZM183 17H184V15H183ZM69 18H68L67 21H66V18H65V23H68V24L71 23V20H69ZM113 18H115V17H113ZM166 18H167V16H166ZM186 18H188V16ZM189 18H190V16H189ZM109 19H111V18L109 17ZM112 19H111V21H112ZM176 19H177V17H176ZM98 20L100 21V19H98ZM167 20H170V17H168ZM214 20L216 21V19H214ZM53 21L55 22V20H53ZM58 21H59V19H58ZM145 21H147V22H145ZM160 21H162V22L160 23ZM72 22H74L73 24L76 23L75 21H72ZM88 22H89V18H88ZM90 22H91V20H90ZM114 22L116 23V21H114ZM114 22L112 23V25L114 24ZM258 22H257V24H258ZM173 23L171 22L169 25H171ZM219 23H221V21ZM254 23H256V22H254ZM57 24H60V23L57 22ZM62 24H63V22L61 23V25ZM107 24H108V22H107ZM142 24H145L146 25L145 27L148 28V29L147 30H145V29L144 30H138V28L143 27V26H141ZM173 25H175V24H173ZM210 25H211V22H210ZM221 25H222V23H221ZM70 26H72V25L70 24ZM76 26H77V24H76ZM115 26H116V24H115ZM147 26H149V27H147ZM251 26H252V24H251ZM251 26H247V27H251ZM79 27H77V28H79ZM170 27H172V25ZM208 27H209V25H208ZM77 28H73V29L71 28V29L75 31V29L77 30ZM110 28H108V29H110ZM256 28L258 29L257 26H256ZM259 28H260V26H259ZM65 29L68 30L67 28H65ZM108 29H107V32L108 31L110 32V30H108ZM197 29H199V30L202 29V30L198 31ZM112 31L113 30H111V32H110L111 35H112ZM114 32L115 31H113V33ZM119 32L117 34H119ZM90 34H92V33H90ZM249 34L251 35V33H249ZM92 35H94V34H92ZM107 35H109V34H107ZM63 36H64V34H63ZM87 36L89 37L90 35H87ZM214 36H216V38L218 36H219V38H221V39L217 38V40L218 39H219V41L221 40L220 41L221 45L217 46L218 43H219V41L217 43V41L214 38ZM51 37H52V35H51ZM68 38L69 37H67V39ZM70 38H71V36H70ZM162 38H165V39H162ZM211 38H213V40ZM82 39L85 42H81ZM171 39L172 40L174 39V41L177 40L176 43L178 41L180 43L182 42L183 43L182 45L188 44V47H186V48L183 49V47H185V46H182L181 45L182 46V50H183V52H182L180 47H178L175 50V48L177 46L176 47L174 46L175 48L172 49L173 52H172V50H169L170 52H165L163 49H165L167 47L166 46L167 44L166 45H163L164 43H162V42H166V40L169 41ZM209 39L211 40V42L216 41V43L214 42V45H208L207 43L210 41ZM68 41L66 43H68ZM70 41H71V39H70ZM108 41H110V40H108ZM19 42L20 41H18V43ZM62 42H64V41H62ZM215 44H217V45H215ZM107 45H108V42H107ZM174 45H175V42H174ZM190 45H191V47H189ZM62 46H64V45H62ZM77 46H79L80 48L77 47ZM85 46L87 47V44ZM198 46H201V47H198ZM45 47H48V46H45ZM92 47H94V46H92ZM106 47H108V46H106ZM77 48H79V49H77ZM123 48H124V50H123ZM156 48H157V50H156ZM158 48L160 50H162L164 53L163 52L160 53V50H158ZM108 49H110V48L108 47ZM166 49H168V48H166ZM169 49H171V47H169ZM78 50H80L81 52L84 51V54L78 52ZM153 50L156 51V52H159V53H157L158 54L157 56L154 55V54H151V52ZM174 50L175 51L178 50L179 53H177L178 52L177 51L176 52L177 54H176L174 52ZM38 51H40V50H38ZM99 51H100V55H99ZM255 51H259V52L262 51L263 53H261V54H259V53H253ZM156 52H153V53H156ZM53 54L51 53V55H53ZM112 54L114 56H112ZM32 55H34V54H32ZM48 56L49 55H44V56L41 55V57L38 56V57H34L32 59H34V60H36V62H38L39 61V58H40V60H44V59L47 60L48 59L47 58ZM57 56H61L62 58L61 57L57 58ZM30 57H31V55H30ZM37 58H38V61H37ZM42 58H44V59H42ZM135 61L136 62L138 61V62L136 63ZM139 61L141 62V64L139 63ZM260 61H263L261 63V65H260ZM138 63H139V65H138ZM25 66H27V67L25 68ZM33 71H35V73H33ZM29 73L31 74V77L33 75L36 76V78L35 77H32L33 81H31L32 79L30 78V74ZM32 73H33V75H32ZM263 73H264V71H263ZM64 75L67 76L68 78H64ZM195 76H197V75H195ZM260 76L262 77L261 74H260ZM260 76L258 77L260 80L258 79L259 81H256L255 83L257 84L259 82V87L257 88V90L258 89L264 90L263 89L264 83L262 82V81H264V77H263V80L261 81ZM191 77H194V76L192 75ZM255 77H253V78H255ZM37 78H38V82L36 81ZM182 78L183 79L180 80L179 78L176 77L177 80L183 81V84H184V77H182ZM207 78H208V81L206 80ZM97 79L100 80V83H99L100 87H101V84H102V85H107V87L110 86L111 89H113V90L114 89L116 91L118 90L119 93L116 92V91H114V92L118 93V97H119V100L116 101L117 102L116 104H113V103H110L109 104L108 103V105H107V102L111 98V97L110 98L108 97V101H106V105L104 104L105 108L103 106H101L103 108H100V104L101 103L98 101L99 102V105H98L97 100L99 99V97H98V99H96V96H100V97L103 96L104 93H102V91H103V89H104L105 86L103 87V89L101 87V90L102 91H100V92L102 93V95H96V94H98V93H96L98 91L94 87L97 86V85L92 84V83L95 80H97ZM198 79H199V77H198ZM174 80H172V82H175ZM201 80H199L200 83L203 82ZM30 81L32 82V84L35 81L34 86H31L32 84L30 83ZM180 81L177 82V83H182ZM246 81L248 82L247 83L248 85L247 84L246 85L249 86V87H247L245 85V82ZM76 82L77 83L80 82V83L79 84H75ZM87 82H89V83L86 84ZM193 82L194 81H192V83ZM222 82H225V83L229 82V83L228 84H225V83H222ZM239 82H243L244 84L242 83L243 85H239ZM69 83H71L72 85L74 83L75 84L74 88H72V90L70 88H69L70 90L69 89L68 90H64V88L62 86L65 87L67 84L69 85ZM165 83H163V84H165ZM177 83H175V84H177ZM192 83L191 84L188 83V85H187V82H186V86H189L190 85L192 87L193 84H196V82H194L193 84ZM205 83L198 84L197 86H200V85L202 86L203 85V87H206V86H204ZM260 83H263V87L261 86ZM214 84H219V86L217 85L218 87L216 88V86ZM29 85L31 86V88H29L30 87ZM68 85H67V88H68ZM257 86H258V84H257ZM100 87L97 86L96 88H99L100 89ZM155 87H156V85H155ZM193 87H196V86H193ZM243 87H244V89H245V87L247 89L250 88L249 89L250 91L247 90V91L243 92V90H244ZM137 88H140V89L137 90ZM158 88H160L159 85H157L156 89H158ZM183 88H184V86H183ZM196 88L199 89L198 92L196 90L194 91V89H191V88H190L191 89L190 90L191 92H190V91H187L186 88H185L187 95L184 96V94H183V96H181V94H182L181 93L180 94L181 97L180 96H177V95H179L178 94L179 93L178 91L175 92L177 95L175 93L174 94L178 98L177 97L173 98L174 97V94H173V97L172 96L171 97L173 99H176V100L172 101L173 99L171 100V98H170V100L172 101V103L168 99L166 101L163 99L164 97L167 98V95L161 96V94H160L161 98L163 97L162 98V101L164 100L165 103L162 104L161 103L162 101H158V100L161 99L159 97L160 99L158 98L157 101L154 100L155 102H152L151 104L156 103V102L157 103L159 102L158 104H160V103L162 104L159 107H157L158 105L153 107V109L156 110V112H158V111L160 112V113L159 112L158 113L160 114V116L162 117V119L160 117V119L158 118V119H156V121H151V119H149V121H145V120H143V121L140 120L139 121V119H140L139 118V119H136L137 121L135 120V122H136L135 124H133L134 122L132 121L133 122L132 124L134 125V131H133L134 133L132 132V133L129 134V132L127 131V128L125 127L126 124L124 126L121 125L122 127L119 126V129L118 128L116 129L118 131V133L116 132V135L113 134L114 132L113 133L111 132L113 134V136H115V137H113L114 139H113V143H112V146H113L112 153L120 152V154H124V157H125V154H126L127 155L126 156L127 158H132V164H134L136 166H139L140 163L141 164H146L147 163V168L142 167L140 169V174H141V178L143 180L142 182L144 184V187H142L138 183H136V179H135L136 177H134V183H136L134 191H135V194H137V195H139L141 197L140 206H141V209H142L141 212L143 214L144 223H151L152 221L150 220V218L154 214H157V213L158 214L173 213L177 217L174 218V219H170V220L167 219L166 222H164L162 224L163 227H166L168 229H171L172 231H173V229L178 230L179 229L178 226L184 225L183 220H181V218H180L181 215L182 214H185V213L191 212L188 207H185V206L180 207V206H176V204H175V202H176L175 196L180 192V189L183 187L184 184H182V182L184 180L194 181V189H193V191H192V193L190 195V199H194L193 201L198 200L199 204L201 203V201L204 202V204H205V201H207V198L210 199L209 196L207 197V195H205L206 192H208V193L210 192V193H213L214 195H216V198L214 199V201H212L214 197L211 199V201H212V204L211 205L214 208V211L215 212H213V211H212L213 213L208 212L209 211L208 209H206V211L203 212V213H206L207 212L205 214V216L208 219L210 218L209 220L207 219L208 222H210V223L212 221H214L215 218H216V220H218V222L220 220L219 223H221L223 221V223L226 222V223H229V225H230L231 224L230 222H233V220H234L235 217L242 215L241 212L247 209V206L245 204L248 201L252 200L253 198L256 200V204L257 205H259V204L260 205H264V193L261 194L262 192L261 191L258 192L257 190H254L257 194L254 193L253 190L250 188V186H248V184H246L245 182L239 180V177L236 178V176L234 174H231L233 172L230 171L231 173H228L227 171L224 170L225 168H223V167L221 168L219 166L220 163L218 164V161L217 160H216L217 163H215L214 162L215 160L214 161L213 160L212 161L209 160L210 157L208 159L207 156L205 158V156L202 157L200 155V153L192 152L190 149H188V148L185 147L186 144L184 145V143L181 142V141L180 142H177L173 138H170L169 134H167V133H169L171 131H174V130L183 131V130H185L187 128L200 127L201 126V123L204 122V121H207L208 119H210L212 117V115H217L216 117H218L219 115L224 114V115H226L225 116L226 118L228 116H231V117L236 116L237 118H239V121H240L239 122L240 124H237V123L236 124H237V126L239 125L242 128L240 130L237 129L238 130V133H236L237 135H233V137H235V139L241 141V143H239V145H242V147L240 149L239 148L237 149L235 147V148H233V151L235 149H237V150H235L234 153L233 152L231 153V152L226 151L227 152L226 154L231 159V162H233V164L234 163H237V162L240 163L241 161H247V160L249 162L257 163L256 162V157L258 156L257 154H259L260 152H262L264 150V142H263V139H262L264 137V108H261V107L264 106V104H263V106L260 107V105L262 103H264L263 102L264 97H262L263 99L261 98L263 92L261 91V93H259V94H261L259 98L257 97L258 94L256 93L257 96L256 95L255 96L259 100L255 99V98L253 99L252 98L253 96H251L250 93H249L248 95H246L247 96V99L250 98V100H248V102H247V99L246 98H244L245 100H243L242 98H239V97L237 99V98H234L233 97L236 94L235 95H232V97H230L229 101L227 100L228 104L230 103L234 107V108H231L232 109L231 110L228 107L224 109L223 106H220V108L222 107L221 109L220 108H217V104H215V105L213 104L216 100L214 102L211 101V99L209 97L210 96L209 94L211 92L208 89H206V90L205 89H202V91H201V89L199 87H196ZM237 88H239L240 90L237 91ZM90 89H91V91H89ZM92 89H95L96 90L94 92L95 99L93 97V100H91L92 105H88V104L86 105L85 104L86 106H84L83 108H81L80 105L77 104V107H80V109H77V110H76V108L73 109V107H71V108L68 107V106L76 105V102L77 103L79 102L78 100L75 102V100L77 99V97L80 98L84 94H85V97H86L84 103H86V100H87L86 94H87V92H88V94L90 92L92 93ZM161 89H162V87L160 88V91L159 92H161ZM187 89H188V87H187ZM232 89H229V90H232ZM163 90H164V88H163ZM176 90H177V88H176ZM185 90H184V92L183 91L182 92L185 93ZM203 90H205L206 92L204 93ZM105 91L107 93V94L105 93L106 96H109L108 95V91L107 90H105ZM147 91L148 90L145 91V95H146V92ZM150 91H152V90H150ZM154 91H155V89H154ZM109 92H110V90H109ZM215 92L211 93V95L212 96L215 95L214 94ZM203 93H204V95H203ZM206 93H207L208 96L205 95ZM229 93L227 94L228 97H227V95L225 96L226 98H229L230 94H232V92L230 94ZM111 94H112V92H111ZM119 94L121 96H119ZM142 94H144V93H142ZM171 94L172 93H170V95ZM58 95L60 97L57 98ZM148 95H149V93H148ZM88 96H91V95H88ZM106 96L104 98H106ZM115 96L117 98V95H115ZM135 96L137 97L138 94L137 95L135 94ZM140 96H138V97H140ZM168 96H169V93H168ZM203 96L205 98H208V99L203 98ZM221 96H223V95L221 94ZM263 96H264V94H263ZM240 97H242V95H240ZM149 98H151V97H149ZM222 98H220V99L222 100ZM226 98H223V99L225 100ZM81 99H83V97ZM81 99H80V101H81ZM101 99H102V97H101ZM136 99L134 98V100H136ZM88 100L90 101V98ZM95 100H96V103H97L96 105L94 103ZM106 100H107V98H106ZM150 100H148V102ZM197 100L199 102H197ZM217 100L219 101V99H217ZM71 101H74V104H72ZM89 101H87V102H89ZM103 101H104V99H103ZM243 101L246 102V103H244ZM91 102H90V104H91ZM260 102H261V104H259ZM34 103H35V101H34ZM84 103H82V104H84ZM215 103H217V102H215ZM222 103H223V101H222ZM224 103H225V101H224ZM151 104L149 103V106L143 105L144 106L143 109L144 108L146 109V107H147L148 110H149V107H151L150 109H152ZM225 104H224V106H225ZM36 105H37V102H36ZM32 106L33 105H31V107ZM35 106L33 107L34 110H35ZM212 106H214V107H212ZM242 106H245V108H241ZM209 107H212V109L214 108L215 111L212 110V112H209L210 111L209 110ZM155 108H157V109H155ZM70 109H72V110H70ZM145 109H144V111H145ZM153 109H152V111H153ZM256 109H258V111H256ZM36 110H37V108H36ZM226 110H228V111H226ZM146 112L147 111H145V113ZM154 112L152 113V115L154 114ZM259 112H260V114H258ZM149 115H151V114H149ZM149 115H148V117H149ZM203 115H204V117H203ZM224 115H221V116L224 117ZM225 117L223 118L224 120H226ZM141 118H143L142 115H141ZM151 118H153V117H151ZM229 118L230 117H228L227 120H230V119L232 120V118H230V119ZM89 122H91V123L88 126H90V125L91 126L87 128V123H89ZM224 122H226V121H224ZM128 123H129V121H128ZM256 123H257V125L255 126ZM121 124H122V122H121ZM109 126H110V128H109ZM111 126H114V127L112 128ZM150 126H154L153 130L155 128L156 129H159L162 132L163 135L162 136H155L154 137L155 139L157 137V139L155 140V142L153 144H151V146L149 148L144 149L143 152L139 153V149L137 148L139 146V144H137L136 136L143 129L150 130L152 128V127L150 128ZM254 126L256 128L257 127L258 128L256 129ZM233 127H235V126H233ZM105 129L102 130V131H105ZM129 129H130V127H129ZM224 129H222V131H220V138L229 137V135L231 134L230 133L231 131H229L227 129L224 130ZM108 132L109 131H106L104 133H106V135H107ZM232 133L234 134L233 131H232ZM254 133L258 134V136L255 135ZM253 134H254L253 137L256 136L255 137L256 139L253 138V141H252V135ZM91 135H90V137H91ZM104 136H103V138H104ZM259 136L261 137V140H262V143H263L262 146H256L254 144V140H256V142H257V138ZM73 137L74 138L75 137L76 138H79V141H80V146L79 147L77 146L76 149L74 147L75 141H74V143L72 141V138ZM151 138L153 139V136ZM149 139H150V136H149ZM193 139H194V137H193ZM46 140H45V142H46ZM137 140H138V138H137ZM77 144H78V140H77ZM94 144L95 143H93V145ZM101 145H102V143H101ZM96 148H94V149L96 150ZM209 148H210V150H212V149L214 150V147H209ZM84 149H85V147H84ZM108 149H109V147H108ZM166 149H169L170 150L169 151V154L170 155L167 157V159L162 160L161 154H163L164 150H166ZM245 149L248 150V152L245 151ZM99 150H101L103 152L102 149L99 148ZM132 150H133V152H132ZM216 150H218V149H216ZM18 151H19L20 158L22 159V161H29V162L31 161V158H32V149L31 148L22 147L21 146ZM18 151L16 153H18ZM128 152L130 153L129 155L127 154ZM77 154H78V152H77ZM167 154L168 153H165V156ZM141 156H144L143 160H142V158H140ZM163 158H165V157H163ZM261 165L263 166L264 163H262ZM63 167H64V171H65V174H66V172H71V171L74 172V170L79 171V170L86 169L87 164L86 163L85 164H81L80 162H78V159H77V161H74L71 164H67V165L65 164V166H63ZM110 168H111V166H110ZM111 170H113V169L111 168ZM106 171L104 172V170H103L101 173H99V174H101V176L103 175V181L104 182L106 181L107 183L108 182L109 183L114 182V180L117 177V174L114 171H109L108 170L109 171L108 173H106ZM163 177H165L166 180H167V182L165 183V188L164 189L159 188V186L157 187V185L156 186L154 185V184L157 183V181L160 178L163 179ZM250 177L254 181H257L258 176L256 175V173L250 174L249 178ZM52 179H54V178H52ZM100 179H102V178H100ZM229 180L234 183L233 187L236 188V190L233 189L232 183H231L230 187L232 189H229L230 187L228 188V191H231V193H229V194L227 193L228 194L227 195V194H224V193H225V190H226L227 181H229ZM78 181H80L79 180V177H78ZM210 181H211V184L210 185L207 184ZM100 182H102V180ZM50 183H53V182H50ZM82 183H84V180H83V182H81V184ZM259 184H261L264 187V180L260 181ZM82 185H84V184H82ZM235 185H236V187H235ZM85 186H82V187L79 186L80 188L78 187V188L74 189V191H75L74 193H76V196L79 197L80 194H83V193H85L87 191V188ZM237 188H239V189H237ZM122 189H124V185H123V188ZM152 193H155L154 199L151 198L152 197L151 196ZM108 194L109 193H105L103 195V196L106 195L104 197L105 199H106V197L109 198V199H111L110 197H112V194H110V197H108ZM44 196H46V195H44ZM102 198L103 197L101 196V199ZM40 200H42V199H40ZM40 200L39 201L37 200V202L40 203L41 202ZM168 200H171L170 203L169 204H165V202H167ZM119 201H121L123 203V205H124V207L122 206L123 207L122 210L120 209L121 210L120 212H114V213H112L111 215H108V216L113 217V218L114 217H119L120 220H123V222L124 221H130V223L131 222L134 223L136 221L140 222L139 219H138V210H136L135 207H131V208H126L125 207V206H127V203H128L127 200H126V198H125V196L122 197ZM96 203H97V201H96ZM199 204H198V206H199ZM67 208H66V210H67ZM71 209H72V212L73 211L75 212V213L73 212L74 215H76V214L77 215L85 214V215H80V216H88V215H90V217H93V216L96 217L98 215L104 214V213L100 212L98 209L97 210H94L93 209V211H91L90 209L88 210V208H87V210L86 209H83L78 204H76V207L74 209H73V207ZM71 209L69 208L70 211H71ZM57 212H59V211H57ZM214 213H215V215H213ZM136 216H137V218H136ZM215 221L212 222V225H213V223L215 225ZM203 222H204V220H203ZM218 222H216V223H218ZM125 223L126 222H124V224ZM212 225H210V226L212 227ZM229 225H228V227H230ZM145 226H148V224L145 225ZM205 227L208 228L209 227V224L208 223L205 224ZM228 227H227V224H226V228H228ZM61 229H63V228H61ZM125 229L126 228L119 230V232H118V234L120 236L119 240H130V239H133L134 238V237H132L133 232L126 231ZM227 231L229 232V230H227ZM232 231H234V230H232ZM45 233H48V232H45ZM138 233L141 235L140 237H141V239H142L143 242L153 241L154 240L153 237L156 236V234H154V232H151L150 234H148L145 231L138 232ZM224 233L226 234V232H223V234ZM50 234H51V232H50ZM55 234H51V235H55ZM174 236H175V234H173V233L170 234V237H174ZM42 237L49 238L51 236H48V235L45 236L44 235ZM190 237H187V239L185 238V239H181V240L169 239L168 242H170V243H177V244L178 243L199 244L200 246H196V247H193L192 246L193 247L192 250L195 249L196 252L198 250V253L199 254L200 253L203 254L204 259H206L207 261H209L210 259L211 260L214 259V263L215 264H230L232 262H237V261L240 262V260H242V262H243L246 259H249L252 262L251 264H263L264 263V254H262L261 252H260L261 254L260 253H253V252H251V253H248V255H246V256L245 255L244 256L236 255L234 257V256H231L229 254L228 255L221 256V254H223L224 252H226L230 248L234 247V244L237 243V242H235V243H233V244L230 245L229 244V243H231L230 236L228 237L229 238V240H228L229 242L227 241V244H226V242H225V244L222 242L223 244H220L219 245L218 243L215 244L213 242L214 244H212V245H215V246L212 247V248H211V246H212L211 244L209 246V242L211 241L210 238H209V236L206 237V240H196L195 239L196 241L194 240L193 237H191V238H193L192 240H188V238H190ZM238 243L241 244L240 241ZM207 245H208V247H205ZM61 248H63V247H61V245L60 246H46V245H42L41 244V245L37 246L36 249L37 250H41V251L43 250L44 251V250H53V249H61ZM159 249H162V251L164 249L167 250L166 248H159ZM168 249H170V248H168ZM176 249L174 248V251ZM180 249H182V248H180ZM185 249H187V248H185ZM172 250H173V248L171 249V252H174ZM58 251H60V250H58ZM177 251H179V250L177 249L176 252ZM12 252H14V250ZM171 252H170V255H173L174 253L172 254ZM192 252H194V251H192ZM192 252H191V254H192ZM166 253H168V252H166ZM188 253H187V256L188 255H191L190 253L189 254ZM168 254H164L165 257H168V256H166ZM175 255H176V253H175ZM177 255L179 256V254H177ZM9 257H11V259L13 257H14L13 259H16V260H14L12 262V264H62V262L61 263H59L58 261H51L50 262V261H44L42 259H40V260H37V259L31 260L30 259V260H28L26 262H21V261H17V258L20 259V257L17 254H12L11 256H8V257L3 256L2 260L6 261L7 259H9ZM171 257H175V256L173 255ZM190 257H189V260H188L189 262L191 261ZM168 259H170V258H167V260ZM186 259H188V258H186ZM151 260L152 259L150 258L149 254L146 253V254H143L142 255L140 261L138 260V262L140 264H150ZM0 261H1V259H0ZM176 261L178 262V260H176ZM185 261L188 262L187 260H185ZM171 262H173V261H171Z\"/></svg>", "mask_w": 264, "mask_h": 264}]
</instances>
